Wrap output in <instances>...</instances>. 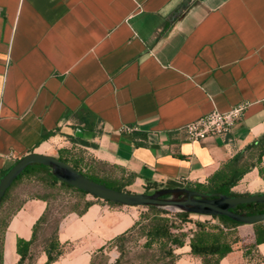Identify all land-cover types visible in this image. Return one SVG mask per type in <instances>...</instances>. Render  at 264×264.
Wrapping results in <instances>:
<instances>
[{"label":"crops","instance_id":"0c3cea01","mask_svg":"<svg viewBox=\"0 0 264 264\" xmlns=\"http://www.w3.org/2000/svg\"><path fill=\"white\" fill-rule=\"evenodd\" d=\"M241 103L244 115L227 135L186 139L187 123ZM262 135L264 0H0V174L30 153L57 157L73 139L133 175L131 192L184 188ZM249 180L264 184L254 170L240 182ZM45 207L27 200L6 225L0 215L2 264L18 263L16 241L30 240ZM139 214L102 202L66 214L57 230L66 252L52 264H89ZM237 233L218 264H264V243L244 255L252 225ZM174 253L175 264H201L188 239ZM45 261L40 252L34 264Z\"/></svg>","mask_w":264,"mask_h":264},{"label":"trees","instance_id":"16d2710c","mask_svg":"<svg viewBox=\"0 0 264 264\" xmlns=\"http://www.w3.org/2000/svg\"><path fill=\"white\" fill-rule=\"evenodd\" d=\"M78 125H83V128L85 127L84 123ZM73 127L75 129L78 126ZM50 136V134L44 133L42 137L47 139ZM137 140L145 143V140L142 137H134L136 144L138 142ZM75 143H78L81 146L88 145L86 142L74 141L72 139V146L75 147ZM248 151L250 152V154H248L249 160H245V154ZM263 157L264 135L227 160L215 173L208 177L204 183L190 184L186 185L184 188L208 196L225 195L228 197H237L252 195L238 194L235 193L233 189L244 178V176L250 173L253 169H257L258 174L261 177L263 170L260 165ZM55 158L58 161L69 165L78 173L90 180L103 184L111 189L130 192L126 189V187L132 183L133 175H129L126 178L120 175V179L117 180L100 179L95 173H93V167H91V164H98L101 166L104 165L93 159L91 160L93 163H84V158L76 157L75 154L72 153L71 148L58 150V156ZM9 169L2 172L0 174V178L4 176ZM25 178L29 181L33 180L37 182L43 192L41 194H37L36 196H31L28 199L21 200L15 205V207H11L10 203L14 199V196H12L13 189L17 187V184ZM148 189L149 187L146 186L144 193H148ZM157 190L161 189H156L151 192H155ZM72 196L74 197V201H76L75 204H72ZM87 196L89 195L63 182H60L53 175L50 168L38 164L27 166L12 182L0 202V215L3 214L4 216V225H6V222L27 200H41L46 204L43 214L38 218L32 227V236L30 240L24 241L22 239H17L16 241V252L19 255L17 264H23L25 261H27V264H34V260L40 252H43L46 256L44 264H52L64 255L67 244H61L58 241L57 230L59 222L66 214L76 213L77 215H82L94 202H102L110 206H121L119 204L102 201L93 197L88 200L86 199ZM65 197H68V200L62 203L63 205H67L68 211L63 213L58 221H56L52 234L48 238H45L43 243L40 244V247L36 249L38 236L43 232L45 225H47L49 221L52 203L56 201L57 198H61L63 200ZM63 205L61 206L64 207ZM144 208L147 209V213L140 214L138 220L128 230L116 236L108 242L106 246L98 249L92 256L89 264H122L124 251L123 244L126 241L127 235L134 231L145 239L142 246L144 253L139 257L140 264H175L178 260V256L174 253V251L183 247L187 239L189 240L190 254L193 258L198 259L201 264H218L219 261L232 252L234 247L240 242L237 227L243 224L228 217L205 216L208 218L205 221H191L189 220L191 214L188 213H170L167 210L151 206ZM232 212L247 216L262 214L264 213V203L238 205L232 210ZM210 220H217L218 223L213 224ZM187 223H192V227L186 229L185 224ZM252 228L255 241L253 245L242 247L244 249V255H247V252L253 250L257 245L264 243V222L253 224ZM112 245L119 252V256L114 262H109L106 255L108 247ZM1 249L2 236L0 233V264H2ZM99 255L101 260L97 263L96 260Z\"/></svg>","mask_w":264,"mask_h":264},{"label":"water","instance_id":"95a60500","mask_svg":"<svg viewBox=\"0 0 264 264\" xmlns=\"http://www.w3.org/2000/svg\"><path fill=\"white\" fill-rule=\"evenodd\" d=\"M38 164L52 170L53 175L63 182L87 195L126 207H156L172 209L199 216L228 217L236 222L253 225L264 222V213L247 216L232 210L243 204H263V194L228 197L225 195H205L185 188L161 189L150 194L118 191L84 177L69 165L55 157L30 153L19 159L0 179V202L12 182L29 165Z\"/></svg>","mask_w":264,"mask_h":264},{"label":"rangeland","instance_id":"374dc122","mask_svg":"<svg viewBox=\"0 0 264 264\" xmlns=\"http://www.w3.org/2000/svg\"><path fill=\"white\" fill-rule=\"evenodd\" d=\"M75 148V149H74ZM72 153L75 154L76 157H83L84 158V163L90 164L91 160L93 159L89 155H86L83 153V149L77 147V146H72L71 147ZM250 152L248 151L245 155L246 158L245 160H249V155ZM94 160V159H93ZM96 161V160H95ZM93 163V162H91ZM91 167H93V173L96 174V176L100 179H106V180H117L120 179V175L106 167V166H101V165H94L91 164ZM260 167L263 170V173L261 177L258 174L257 169H253L255 172H257L258 177L261 178V180L264 182V157L262 158V163ZM252 170V171H253ZM258 181L255 180H249L247 182H239L238 185L233 189L235 193L238 194H260L264 193V184L262 182L257 183ZM261 185V186H260ZM136 190V189H134ZM138 191V190H136ZM43 191L39 187L38 183L33 181V180H28L24 179L20 183L17 184V187L13 189L12 196H14V199L12 200L11 207H15L16 204H18L21 200L28 199L31 196H36L37 194H41ZM131 192V191H130ZM134 193V192H131ZM138 193V192H137ZM141 193V192H140ZM144 193V192H143ZM152 192H148L146 194H150ZM68 197H65L63 200L61 198H57L56 201L52 203L51 207V214L49 216V221L47 225H45L44 230L41 234L38 236V242L36 244V249L40 247V244L43 243V240L45 238H48L53 230L56 221L62 216L63 213L68 211L67 205H63L62 202L67 201ZM76 201H74V197L72 196V204H75ZM62 203V204H61ZM63 205L64 207H62ZM140 211V214L142 213H147V209L144 207H136ZM170 213H175V210L172 209H166ZM139 214V216H140ZM208 218L205 216H199V215H194L191 214L189 217V220L191 221H205ZM211 223L217 224V220H210ZM185 228L192 227V223H187L185 224ZM145 242L144 237H141L139 234H137L135 231L132 232L131 234L127 235L126 241L124 242V251H123V258H122V264H140L139 262V257L144 253L142 250V246ZM119 256V252L114 248V246H109L106 258H108L109 262H114L115 259ZM101 257L97 258L96 262H100Z\"/></svg>","mask_w":264,"mask_h":264},{"label":"built area","instance_id":"2783aa9c","mask_svg":"<svg viewBox=\"0 0 264 264\" xmlns=\"http://www.w3.org/2000/svg\"><path fill=\"white\" fill-rule=\"evenodd\" d=\"M247 108V103H241L231 108L226 113L211 111L208 114L187 123L184 126L186 139L190 142H197L212 136H224L230 132L235 122L240 120ZM136 129L123 126L121 133L131 134Z\"/></svg>","mask_w":264,"mask_h":264}]
</instances>
